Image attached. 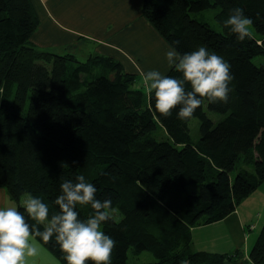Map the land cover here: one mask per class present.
Here are the masks:
<instances>
[{"label": "trees", "instance_id": "trees-1", "mask_svg": "<svg viewBox=\"0 0 264 264\" xmlns=\"http://www.w3.org/2000/svg\"><path fill=\"white\" fill-rule=\"evenodd\" d=\"M237 7L259 36L239 41L224 27ZM209 8L222 30L191 15ZM142 14L178 52L203 45L230 63L228 102L202 100L194 138L192 117L156 112L118 60L38 49L31 0H0V187L17 206L32 193L58 210L61 183L84 175L121 215L102 225L117 242L111 264H129V250L156 259L134 264H264V223L248 258L191 246V226L223 218L264 180V60L253 61L264 55V0H143ZM165 75L180 76L174 68ZM203 103L222 117L213 120ZM157 125L170 139L152 136ZM77 211L82 219L92 212ZM44 246L66 264L54 237Z\"/></svg>", "mask_w": 264, "mask_h": 264}, {"label": "clouds", "instance_id": "clouds-1", "mask_svg": "<svg viewBox=\"0 0 264 264\" xmlns=\"http://www.w3.org/2000/svg\"><path fill=\"white\" fill-rule=\"evenodd\" d=\"M252 25V18L239 7L232 9L224 21V27L239 41L252 38ZM165 58L179 77L159 70L140 72L142 86L154 99L155 111L160 115L169 117L177 110V118L187 120L204 98L212 103L228 102L234 76L230 63L222 56L202 45L184 53L169 48ZM60 190L53 202L58 210L32 193L23 194L19 206H0V264H36L43 245L53 237L66 264H111L117 242L105 234L102 225L112 219V201L97 199L95 185L82 174L75 182L63 181ZM78 205H90L91 214L82 219Z\"/></svg>", "mask_w": 264, "mask_h": 264}, {"label": "crops", "instance_id": "crops-1", "mask_svg": "<svg viewBox=\"0 0 264 264\" xmlns=\"http://www.w3.org/2000/svg\"><path fill=\"white\" fill-rule=\"evenodd\" d=\"M142 1L31 0L39 24L30 40L38 49L80 61L93 54L112 56L135 75L150 70L165 74V53L172 47L143 16ZM10 199L0 187V206ZM263 223L264 180L223 218L191 226V246L218 253L239 249L248 258ZM43 248L36 264H62Z\"/></svg>", "mask_w": 264, "mask_h": 264}, {"label": "rangeland", "instance_id": "rangeland-1", "mask_svg": "<svg viewBox=\"0 0 264 264\" xmlns=\"http://www.w3.org/2000/svg\"><path fill=\"white\" fill-rule=\"evenodd\" d=\"M217 11H218L217 8H209V9H205V10L198 11L195 13H191V15L197 19L209 22V24L217 30H222L221 25L216 21V18H215ZM251 31L254 35L259 36V33L254 29L253 26L251 28ZM79 59H81V61L84 60L83 58H80V57H79ZM263 60H264V55H256L255 57H253V61L255 63L262 62ZM131 85L133 88H141L142 90L145 91V89L142 86V80H141L140 74L136 75V78ZM203 108L207 111L208 115L213 120H218L219 118L222 117L221 113L216 112V111H212V110H208L206 108L205 103H203ZM189 127H190V131H191V135L194 138H196L198 135V119H197V117H192L190 119ZM151 134H152V136H154L156 139H159V140L160 139H170L167 132L165 131V129L160 125H157V127L151 132ZM188 190L189 191H196V190H198V185L197 184H191L188 186ZM20 200H21V198H20ZM7 205H17V203L14 200L10 199L9 204H6V206ZM113 216L116 220H119L121 218V215L116 210L113 212ZM45 249L48 251V249L46 247H45ZM154 260H156V259L152 255V253H150L149 251H146V250H143V251L136 253V254H134L131 250H129L128 254H127V262L129 264H134V263H138V262H148V261H154ZM57 261L59 263H61L58 258H57Z\"/></svg>", "mask_w": 264, "mask_h": 264}, {"label": "bare ground", "instance_id": "bare-ground-1", "mask_svg": "<svg viewBox=\"0 0 264 264\" xmlns=\"http://www.w3.org/2000/svg\"><path fill=\"white\" fill-rule=\"evenodd\" d=\"M80 61V60H79Z\"/></svg>", "mask_w": 264, "mask_h": 264}]
</instances>
